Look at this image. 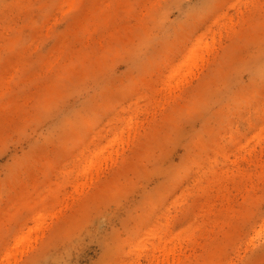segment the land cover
<instances>
[{
	"label": "rangeland",
	"instance_id": "rangeland-1",
	"mask_svg": "<svg viewBox=\"0 0 264 264\" xmlns=\"http://www.w3.org/2000/svg\"><path fill=\"white\" fill-rule=\"evenodd\" d=\"M0 264H264V0H0Z\"/></svg>",
	"mask_w": 264,
	"mask_h": 264
},
{
	"label": "bare ground",
	"instance_id": "bare-ground-1",
	"mask_svg": "<svg viewBox=\"0 0 264 264\" xmlns=\"http://www.w3.org/2000/svg\"><path fill=\"white\" fill-rule=\"evenodd\" d=\"M200 51V50H199ZM191 53H190V55L188 56V61H187V63L184 65L185 67H188V66H190V65H192V63H193V58H194V56L195 55H193L192 54V52L193 51H190ZM189 54V53H188ZM198 55V54H197ZM200 56H201V54H200ZM200 58V57H199ZM194 59H198V58H194ZM185 62V61H184ZM196 62V61H195ZM179 66V65H178ZM181 66H183V65H181ZM183 68V67H182ZM190 68V67H189ZM181 69V68H180ZM177 70H178V67H177ZM189 70V69H188ZM185 71H187V69H185ZM184 71V72H185ZM178 72V71H177ZM186 73V72H185ZM170 74V73H169ZM170 75H172V74H170ZM180 75V74H179ZM173 77H172V79H175L174 77H176V75H172ZM170 78V77H169ZM178 78V77H177ZM169 80H167V82H168ZM175 81V80H174ZM177 81H179V79L177 80ZM168 84H170V82L168 83ZM168 84H166V85H168ZM176 84V83H175ZM172 85H170V87H171ZM168 87H169V85H168ZM90 166H92V165H90ZM163 242V241H162ZM165 244V243H164ZM164 246H162V248H163ZM165 248H167V247H165ZM169 249V248H168ZM163 250L165 251L166 249H162V252H163ZM170 250V249H169ZM169 250H167L166 252H168ZM162 254H165V253H162Z\"/></svg>",
	"mask_w": 264,
	"mask_h": 264
}]
</instances>
